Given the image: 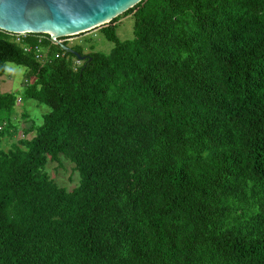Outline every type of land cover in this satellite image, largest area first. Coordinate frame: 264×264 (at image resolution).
<instances>
[{
    "label": "trees",
    "instance_id": "1",
    "mask_svg": "<svg viewBox=\"0 0 264 264\" xmlns=\"http://www.w3.org/2000/svg\"><path fill=\"white\" fill-rule=\"evenodd\" d=\"M98 32L78 60L0 31V83L26 69L0 89V264H264V0H141ZM20 102L48 112L21 128Z\"/></svg>",
    "mask_w": 264,
    "mask_h": 264
},
{
    "label": "water",
    "instance_id": "2",
    "mask_svg": "<svg viewBox=\"0 0 264 264\" xmlns=\"http://www.w3.org/2000/svg\"><path fill=\"white\" fill-rule=\"evenodd\" d=\"M141 0H0V30L69 37L108 24ZM78 60L85 57L62 46Z\"/></svg>",
    "mask_w": 264,
    "mask_h": 264
},
{
    "label": "rangeland",
    "instance_id": "3",
    "mask_svg": "<svg viewBox=\"0 0 264 264\" xmlns=\"http://www.w3.org/2000/svg\"><path fill=\"white\" fill-rule=\"evenodd\" d=\"M130 17H126L121 19L122 23L119 25L117 29V34L121 41L128 40L132 37V21L129 20ZM100 27L93 29L89 32H85L78 35L69 36L65 39H61V43H67L69 47L71 45L77 44V43H83V40L85 38L91 37L93 39V42L95 43V50L97 52L101 53H109L113 47V45L106 41L105 38L99 34L98 30ZM85 53L87 54L89 50L87 49V44L85 43ZM26 73V69L21 66H16L12 63H7L5 66V74L3 76V79L1 80V89L6 90L10 87V84L13 86L14 91H21L22 89V82L24 80V76ZM25 111L27 114V119H19L20 120V127H26V121L29 125V120H34L37 124H40L42 122V115L48 112V109L45 106L37 107L32 102H26L19 104L17 107V112L22 113ZM21 137V136H20ZM28 138H32V135H29ZM64 164L65 169L56 168L57 164L56 162H50L47 170L52 179L59 185V186H69L68 188H71L73 186V183L68 182V177L70 176V168L71 166L66 163L62 162ZM74 179V178H73Z\"/></svg>",
    "mask_w": 264,
    "mask_h": 264
},
{
    "label": "built area",
    "instance_id": "4",
    "mask_svg": "<svg viewBox=\"0 0 264 264\" xmlns=\"http://www.w3.org/2000/svg\"><path fill=\"white\" fill-rule=\"evenodd\" d=\"M0 31H2V30H0ZM3 32H5V31H3ZM6 33H8V34H10V35H12V36H15L17 40H18L20 37L24 38V37L27 36L28 34H43V33H9V32H6ZM47 35L49 36V40L51 41V43H53V44H55V45H60L61 47L63 46V45H62L63 43H61L60 40H61L62 38H65V37H61V38H59V37H54V36L49 35V34H47ZM42 39H43V37H42V36H39V37H38V42H40ZM40 50H41V49H36V58H37V60H38L39 62L43 63V62L45 61V58H43L42 53H40Z\"/></svg>",
    "mask_w": 264,
    "mask_h": 264
},
{
    "label": "crops",
    "instance_id": "5",
    "mask_svg": "<svg viewBox=\"0 0 264 264\" xmlns=\"http://www.w3.org/2000/svg\"><path fill=\"white\" fill-rule=\"evenodd\" d=\"M3 79V78H2ZM1 79V80H2ZM1 84V83H0ZM0 89H1V86H0ZM13 88H12V84H10V87L8 88V89H6V90H3V89H1V91L2 92H9V91H11Z\"/></svg>",
    "mask_w": 264,
    "mask_h": 264
}]
</instances>
